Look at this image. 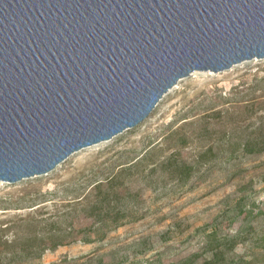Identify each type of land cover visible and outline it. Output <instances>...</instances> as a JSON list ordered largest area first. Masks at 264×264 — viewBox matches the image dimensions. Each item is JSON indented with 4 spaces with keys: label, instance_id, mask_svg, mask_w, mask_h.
Wrapping results in <instances>:
<instances>
[{
    "label": "rangeland",
    "instance_id": "rangeland-1",
    "mask_svg": "<svg viewBox=\"0 0 264 264\" xmlns=\"http://www.w3.org/2000/svg\"><path fill=\"white\" fill-rule=\"evenodd\" d=\"M52 235L65 244L17 256ZM192 252L180 264H264V59L196 71L136 127L47 175L0 181V264H179Z\"/></svg>",
    "mask_w": 264,
    "mask_h": 264
},
{
    "label": "water",
    "instance_id": "water-1",
    "mask_svg": "<svg viewBox=\"0 0 264 264\" xmlns=\"http://www.w3.org/2000/svg\"><path fill=\"white\" fill-rule=\"evenodd\" d=\"M264 59V0H0V181L143 122L180 80Z\"/></svg>",
    "mask_w": 264,
    "mask_h": 264
},
{
    "label": "trees",
    "instance_id": "trees-1",
    "mask_svg": "<svg viewBox=\"0 0 264 264\" xmlns=\"http://www.w3.org/2000/svg\"><path fill=\"white\" fill-rule=\"evenodd\" d=\"M263 142V141H262ZM251 145L252 144V142L251 143H247L246 145L248 146V145ZM236 174V173H235ZM102 184L103 183H98V184H95V188L96 189H99L100 187H102ZM241 214L242 215H244L245 216V219L249 216V215H251L252 214V212H250V210H241ZM52 238H50L49 240H47V241H45V240H41V239H39V238H37V236L36 237H34L31 241H32V243H25L24 245H25V249L24 250H26V251H20V253L18 252V255L17 256H21V255H26V256H32V255H34L36 252H41V251H44V250H49V249H54V248H56L57 246H61V245H63V244H65L64 242H66V240L65 239H60V238H58V236L57 235H52L51 236ZM74 240V239H73ZM104 240H105V236H102L101 238H100V241L101 242H104ZM71 242H73V241H71ZM85 242H87V243H90L91 241H90V239L89 238H86L85 239ZM232 242H233V240H232ZM231 243V242H230ZM11 252V251H10ZM197 253L196 252H192V253H190L189 255H187V256H185V257H182L179 261H178V263L180 264V263H184L186 260H188L189 258H191V257H193V256H195ZM142 264H156V263H154L153 261H150L149 260V258L148 259H146V261H144ZM159 264H161V263H159Z\"/></svg>",
    "mask_w": 264,
    "mask_h": 264
}]
</instances>
